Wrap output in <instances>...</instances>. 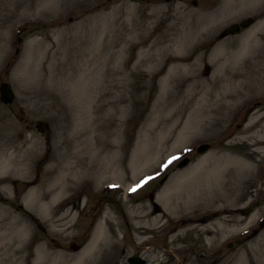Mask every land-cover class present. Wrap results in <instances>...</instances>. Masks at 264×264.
Instances as JSON below:
<instances>
[{
    "label": "rangeland",
    "instance_id": "1",
    "mask_svg": "<svg viewBox=\"0 0 264 264\" xmlns=\"http://www.w3.org/2000/svg\"><path fill=\"white\" fill-rule=\"evenodd\" d=\"M192 1L0 0V82H6L13 94L10 103L0 101V160L8 155L16 160L31 141L37 153L29 177H15L8 170L1 177L6 170L0 171V206L31 229L17 253L25 261L34 256L35 243L39 249L46 246L51 256H77L107 213L106 250L97 264H128L126 257L140 249L145 264H264V226H258L264 214V140L254 146L244 138L253 132L263 135L264 118L257 120L254 130L242 131L251 117L264 113V82L257 79L258 73L264 74V35H259L261 47L252 59L241 58L237 64L229 56L264 18V3L231 7L237 0ZM179 15L185 17V25ZM249 16L254 19L249 27L221 36L228 24ZM184 26L188 34L201 31L194 35L197 44L171 49ZM212 50L222 52L223 58L211 56ZM164 53L192 63L198 83L209 79L220 64L223 75L240 74V83L232 87L236 105L226 110L218 105L212 113L210 108L200 126L186 127L183 115L171 119L173 111L181 109L182 98L163 86L173 63ZM200 143L208 145L202 153L195 151ZM91 145L96 152L88 169L91 181L73 185L52 207V219L67 207L69 215L50 226L51 220L41 221L27 210L23 199L40 178L50 188L57 185L58 158L73 154L75 165L84 166L86 160L80 161ZM184 155L186 163L177 167V159ZM212 156L227 157L230 171L238 160L246 161L248 170L241 176L229 174L224 180L229 190L223 192L218 186L204 188L201 173L193 175L169 201L172 216L166 214L156 202L158 192L171 186L180 172L201 165L203 158V166H210ZM105 174L94 183L99 178L95 175ZM145 178L147 185L138 191ZM195 200L197 207L192 206ZM133 210L161 215L164 227L142 234V227H134L128 217ZM198 214L203 224L217 220L208 227L215 234L211 244L204 242L206 233L203 242L190 234L172 239L176 227L186 223L178 219L192 215L194 220ZM68 219L74 227L67 234L57 232L59 222ZM50 227L55 231L49 232ZM70 244L80 248L71 249Z\"/></svg>",
    "mask_w": 264,
    "mask_h": 264
},
{
    "label": "bare ground",
    "instance_id": "2",
    "mask_svg": "<svg viewBox=\"0 0 264 264\" xmlns=\"http://www.w3.org/2000/svg\"><path fill=\"white\" fill-rule=\"evenodd\" d=\"M235 2L236 3L230 6L231 7L232 6L241 7V6H244L245 4L252 6L258 3H264V0H237ZM180 19L182 20L181 15H179L178 17V20ZM182 23L184 25L185 23H187L184 16H183ZM202 27H200L199 30H202L203 29ZM185 28L186 26H184L183 28H180V32L175 34L176 38L172 41V45L170 46L171 49L174 48L175 50H177L180 47H183L184 49H187V48L189 49L190 46L192 48L195 44H197V40H195L194 35L197 36V33H200L201 31H198L197 29H195V31H193L192 34H188ZM261 34L264 35V18L261 19L259 22H257L255 26H253V28H251V30L247 32V36L242 38L238 46L229 55L234 60V62L239 64L241 63L240 61L241 58L243 59V58L249 57L252 59V57H254L255 55H258L257 52H259V48L261 47V44H260L261 40L259 38V35ZM214 49H217V46L213 48V50ZM213 50L210 53L211 56L212 55L218 56L222 54V52L221 53L218 52L219 49L218 51L215 50L214 52ZM162 56H164L165 59L168 58L170 62H173L169 66L166 75L162 79L163 86H168L167 91H169V87H170L169 92L174 91L172 95H178L180 96V98H182V101H181L182 104H180L181 109L180 110L176 109L173 111L174 113L171 119H174V121H176L175 119L176 116L180 117V115H183L185 116L184 124L186 125V127L191 126V124L193 123L195 124V126H200L201 122H203L205 119L203 114L207 113L210 108H211L210 112L212 113L216 109L215 107H217L218 105H224L225 110L229 109L232 105L233 106L236 105V101L233 98L235 94L232 91V87L235 86L236 83H240L239 81V78L241 76L240 74L229 73L227 75H223L222 74L223 69H221L223 64H220L219 66L220 68H215L214 71H212V74L209 79L204 81V83H198V81L194 79V77L196 76L195 71L190 68V64L192 65V63L190 64L184 63L185 62L184 60L186 58H182L181 60L178 61V60H173L172 56H169V55L165 56V53ZM220 57H222V55ZM261 60H262L261 64L264 67V56ZM147 62H149V60L146 61L145 64ZM160 62H162L161 59H160ZM160 62L157 61L155 63V66L158 67L160 65ZM179 73L180 74L184 73L186 75L182 78L179 76L177 77V74ZM263 78H264V74L258 73L257 79H259L260 82L261 81L264 82ZM262 85H264V83ZM182 86H184L185 91L181 90ZM256 90H258V88H255V91ZM64 92H65V89H64ZM166 95L167 97L172 96L169 94H166ZM189 103H192V104H190V106L188 107L187 105ZM224 112L226 114L229 113V111H224ZM262 118H264V113H258L257 116L251 117L249 124L246 127H244L242 131L247 132V131L254 130L257 120L259 119L260 121ZM219 120L221 121L220 118L215 119L213 124L214 125L217 124ZM188 133L191 134L190 132ZM244 138L245 140L247 139L249 140L248 145L255 146L257 144L262 143L261 141L264 140V134L259 136V133L253 132L252 134H249L245 136ZM27 144L28 145L26 146L25 151H22L19 154V157H17L18 159L16 158L15 160L11 157L12 155L10 156L8 155L4 157L2 160H0V167H1L0 171L6 170V172H3V173L1 172L2 173L1 177H4L3 174L7 173V170L10 171L12 174H14L15 177H19V176L29 177V174H28L29 165L33 157H35L37 153H36V148H35L33 141ZM92 148H93V145H91L90 147L91 153L88 152L87 156H84L81 158L80 162H83L82 161L83 159H85L87 162V163L85 162V165L81 167L80 166L77 167V165H75L77 159L75 158L73 154L72 156H69V157L64 156V158L61 159L62 161H60V158H58V163H59L58 169L55 168L58 171V174H57L58 176L56 179L57 185L50 188L47 185L46 181L40 178L35 183L36 188L34 189L31 188L28 191V194L26 195V197L23 199L26 209L31 211L33 214L37 215L41 219V221L50 222L51 220L50 226H53L55 221H58V220L61 221L63 220V218L69 215L70 210H68L69 207H67V209L63 208L61 210L60 216L58 215L56 218L52 219L51 216L53 215V211H52L53 204L59 198L64 197L63 195H65L68 191L73 189V185H78L80 182L87 181V180L91 181L90 179L91 174L88 173V169L91 166V161L96 155V152L94 153ZM205 158L202 159L201 165L193 166L189 168L188 170L180 172L179 175L177 174L178 176L177 177L175 176L173 180L174 182L171 184V186L165 187L160 192H158L156 196V202L162 205L166 214L174 213V208L173 207L169 208V204H171L169 203V201L178 197L177 192L179 190V187H181V184H183L184 182L187 183V180L190 178L192 179L193 175L197 177L198 174L201 173L203 177L204 188L206 187L214 188L218 186L220 188H223L221 189L223 192V191L229 190V188L226 186V183H224V180L227 178V176L229 174H237L236 176H241L243 171L248 170V166H249V164L246 161L244 162V161L238 160L237 166L234 167L233 171H230L228 169L227 163L225 162V159L227 157H221V158L214 157L213 158L212 156L210 157V160H211L210 166L204 167L203 164L205 162ZM228 159L232 160L231 157H229ZM52 161L55 164V162H57V159L53 158ZM12 162L16 165L15 169L12 168V166H14ZM104 162L105 164L106 163L109 164V162H106V161ZM53 163L50 166H48L47 168L48 172H51L50 169H52V167L54 166ZM105 176L107 175L106 174L102 176L95 175L94 177H99V178L96 179L94 183H96V181H99L101 177L104 178ZM110 176H116V175L115 173H111ZM198 177H201V176H198ZM32 181L33 179L29 180V182H32ZM67 181L70 182V185L66 184ZM146 185L147 184H145L141 188V190H143ZM192 189H193V186H192ZM46 196L48 197V199H46ZM184 196H185V193H184ZM184 199H187V196L184 197ZM64 201L66 200L64 199ZM193 202L194 203L192 206L197 207L199 205V203H197L198 201L195 200ZM185 204L186 203H184V205ZM107 215H108L107 213L104 214L103 222L101 221L98 224L95 231L91 234L89 240L86 242L83 249L77 256H68V255H63V254H58V253L57 254L54 253L51 256L46 246L39 249L40 246L36 245L35 243L33 245L35 247L34 256H32L30 261L29 260L25 261L24 256L21 254H17V253L21 252L20 244L23 247L25 238L29 234H32V233L26 234V232L30 231L31 229L30 227L26 225L23 226L24 223L21 221L19 217L13 214V212H9L6 207L0 206V264H97L98 263L97 257L106 250V246L104 244L105 239H106L105 238L106 235L104 232L105 230L104 224L108 222ZM198 216L199 214L194 220H192V215H190L189 217L186 215L185 220L183 218L178 219V222L180 224H183L184 222L186 223L184 225H179L178 227H176L175 229L176 235L173 236L172 239H175L176 237L178 238L183 237L182 234L183 235L190 234V236L192 235V238L202 239V242H203L202 235L206 233L208 236L204 237V242L207 244H211L215 238V234L213 232H209L208 227L211 224L216 223L217 220L214 219L212 220V222L203 224L201 222V218H198ZM128 217L130 218L131 223L134 224V227L135 226L142 227L143 229L142 234L146 233V231L148 230L157 231L160 228L164 227L163 222H161V215L150 216L148 215V213L141 214V212L136 213V211L133 210L132 212L131 211L128 212ZM59 223H60V226L58 229H56V231L62 232L63 234H67L69 230L74 227L70 219H68L64 223L63 222L62 223L59 222ZM54 231L55 230H53L50 227L49 232H54ZM139 239H140L139 241H142L143 237H140ZM236 264H240V263H236Z\"/></svg>",
    "mask_w": 264,
    "mask_h": 264
},
{
    "label": "water",
    "instance_id": "3",
    "mask_svg": "<svg viewBox=\"0 0 264 264\" xmlns=\"http://www.w3.org/2000/svg\"><path fill=\"white\" fill-rule=\"evenodd\" d=\"M192 4H195V1H192ZM252 23V20L250 18H246L244 20L241 21L240 26L245 28L247 26H249ZM237 25H230L228 27V29L225 30V34H234L237 32ZM13 99V94L12 92L9 90L8 85L6 82H1L0 83V101L2 103H10ZM208 148L207 144H201L198 146L197 151L202 153L204 152L206 149ZM186 163V159L183 158L181 159L178 164L177 167H181ZM154 210H157V207L154 205ZM242 214H244V212L242 211ZM259 226H264V216L263 218L260 220L259 222ZM71 249H76L77 246L75 244H70L69 245ZM126 261L129 264H143V260L138 257L137 255H130L127 257Z\"/></svg>",
    "mask_w": 264,
    "mask_h": 264
},
{
    "label": "flooded vegetation",
    "instance_id": "4",
    "mask_svg": "<svg viewBox=\"0 0 264 264\" xmlns=\"http://www.w3.org/2000/svg\"><path fill=\"white\" fill-rule=\"evenodd\" d=\"M240 22V20H237V22H235L236 24H237V33H239V32H241L242 30H244V29H246V28H241L239 25L240 24H238ZM187 157V156H186ZM165 173H163V175H164ZM167 174V173H166ZM165 174V175H166ZM162 175V176H163ZM160 179V178H159ZM150 183L152 182V181H149ZM141 186L139 187V189H138V191L139 190H141ZM152 196H153V194H147V197L148 198H152ZM240 211H242V210H240ZM77 245V244H76ZM77 248L79 249L80 248V246L79 245H77ZM77 250V249H76ZM141 251V249L136 253V255L138 256V257H140L142 260H143V264H145L146 263V260L144 259V258H142L141 256H140V254H139V252ZM128 263V262H127ZM129 264V263H128Z\"/></svg>",
    "mask_w": 264,
    "mask_h": 264
},
{
    "label": "snow or ice",
    "instance_id": "5",
    "mask_svg": "<svg viewBox=\"0 0 264 264\" xmlns=\"http://www.w3.org/2000/svg\"><path fill=\"white\" fill-rule=\"evenodd\" d=\"M173 159H175V157ZM133 190H135V189H133Z\"/></svg>",
    "mask_w": 264,
    "mask_h": 264
}]
</instances>
